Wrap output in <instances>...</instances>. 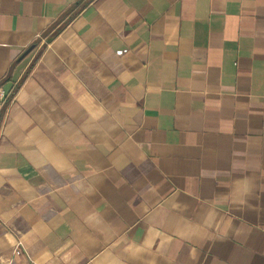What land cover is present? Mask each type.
Returning <instances> with one entry per match:
<instances>
[{"label": "crops", "instance_id": "crops-1", "mask_svg": "<svg viewBox=\"0 0 264 264\" xmlns=\"http://www.w3.org/2000/svg\"><path fill=\"white\" fill-rule=\"evenodd\" d=\"M0 264H264V0H0Z\"/></svg>", "mask_w": 264, "mask_h": 264}, {"label": "built area", "instance_id": "built-area-1", "mask_svg": "<svg viewBox=\"0 0 264 264\" xmlns=\"http://www.w3.org/2000/svg\"><path fill=\"white\" fill-rule=\"evenodd\" d=\"M6 94L4 90L0 87V100H4L6 98Z\"/></svg>", "mask_w": 264, "mask_h": 264}]
</instances>
